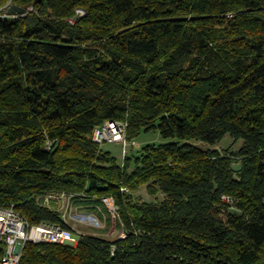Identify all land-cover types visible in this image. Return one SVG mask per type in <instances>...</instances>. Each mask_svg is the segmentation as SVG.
<instances>
[{"label": "trees", "instance_id": "obj_1", "mask_svg": "<svg viewBox=\"0 0 264 264\" xmlns=\"http://www.w3.org/2000/svg\"><path fill=\"white\" fill-rule=\"evenodd\" d=\"M12 4L26 11L0 16V206L71 228L48 195L95 211L113 197L125 233L30 241L20 264H264V0ZM107 120L130 144L167 141L122 164L94 140ZM226 137L239 148H216Z\"/></svg>", "mask_w": 264, "mask_h": 264}, {"label": "built area", "instance_id": "obj_2", "mask_svg": "<svg viewBox=\"0 0 264 264\" xmlns=\"http://www.w3.org/2000/svg\"><path fill=\"white\" fill-rule=\"evenodd\" d=\"M12 1L10 0L5 7H0V16H2L1 10L8 9L12 5ZM78 12L83 14L82 10H78ZM126 132L127 124L125 122L107 120L95 128L93 136L94 140L101 145L106 142H120L126 145ZM50 145L51 143H49V149ZM74 197L76 195L65 192L51 194L46 197L45 203L50 205V200L54 198L64 199L68 202L67 208H69ZM223 199L228 202L234 201L232 197L226 195L223 196ZM103 201L111 211H117L113 197H106ZM81 234L82 232H78L72 226L66 228L56 223L43 222L40 225H31L14 207L4 208L0 206V242L6 246L5 254L0 258V264H20L27 242H52L75 246L78 244Z\"/></svg>", "mask_w": 264, "mask_h": 264}, {"label": "rangeland", "instance_id": "obj_3", "mask_svg": "<svg viewBox=\"0 0 264 264\" xmlns=\"http://www.w3.org/2000/svg\"><path fill=\"white\" fill-rule=\"evenodd\" d=\"M167 140L162 138L158 132L142 133V135L132 144L127 142L123 143L106 142L102 145V148L106 151H110L112 155L116 156L118 160L123 164L125 158L133 152H137L145 143H162ZM203 145V144H200ZM241 145V142H234L232 138L226 137L220 144L216 146L220 151L225 153L228 150H236ZM206 147V145H203ZM136 195L147 199L148 201H155L157 197L161 198V194L152 196L148 194L145 186L141 187ZM158 198V199H160ZM56 199V198H54ZM52 200V199H51ZM59 203V210L66 215L68 223L74 227L78 232L92 233L115 239L118 237H124L125 233L122 228L118 227V213L116 210L111 211L102 209L95 211L93 208H86L77 204L70 203L67 208L68 202L64 199H57Z\"/></svg>", "mask_w": 264, "mask_h": 264}, {"label": "water", "instance_id": "obj_4", "mask_svg": "<svg viewBox=\"0 0 264 264\" xmlns=\"http://www.w3.org/2000/svg\"><path fill=\"white\" fill-rule=\"evenodd\" d=\"M25 9L22 8V7H19L18 5L16 4H12L9 8H8V13L11 14V15H15V14H24L25 13ZM232 168L235 170V171H239L242 169V163H238V164H234L232 166Z\"/></svg>", "mask_w": 264, "mask_h": 264}]
</instances>
